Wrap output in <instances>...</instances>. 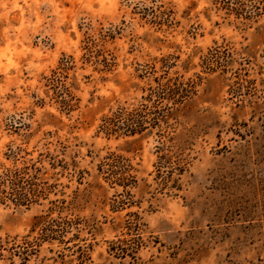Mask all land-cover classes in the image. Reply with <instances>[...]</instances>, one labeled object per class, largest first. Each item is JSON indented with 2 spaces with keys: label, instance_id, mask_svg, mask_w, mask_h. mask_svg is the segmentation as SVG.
<instances>
[{
  "label": "rangeland",
  "instance_id": "1",
  "mask_svg": "<svg viewBox=\"0 0 264 264\" xmlns=\"http://www.w3.org/2000/svg\"><path fill=\"white\" fill-rule=\"evenodd\" d=\"M176 79L160 127L100 131ZM24 169L42 197L0 205V264H264V0H0V173Z\"/></svg>",
  "mask_w": 264,
  "mask_h": 264
},
{
  "label": "trees",
  "instance_id": "2",
  "mask_svg": "<svg viewBox=\"0 0 264 264\" xmlns=\"http://www.w3.org/2000/svg\"><path fill=\"white\" fill-rule=\"evenodd\" d=\"M183 83L179 80L165 83L157 81V86L149 88V94L142 98V103L134 108H119L110 116L102 119L100 131L106 136L135 137L142 135L149 128L160 127L161 122L167 117H170L172 106L180 105L185 96H180V92L184 90ZM178 97V98H177ZM164 102H167L164 105ZM99 168L100 174L103 175L106 182L112 185H118L127 188H132L137 184L136 177L131 173L132 167L120 163V157L112 154L107 158ZM28 175L26 169L5 170L0 173V205L8 202L13 203L15 207H29L34 202V198L40 199L42 191L37 185L31 184L29 190L24 189L25 176ZM34 187V188H32ZM53 204L48 213L44 216L36 217L33 228L41 227L45 232V237L50 240H55L49 236L54 234V226L56 221L51 219V215L60 209V206ZM62 204V202H61ZM59 224V222H58ZM66 226H70L67 221L62 222ZM44 239V238H43Z\"/></svg>",
  "mask_w": 264,
  "mask_h": 264
}]
</instances>
